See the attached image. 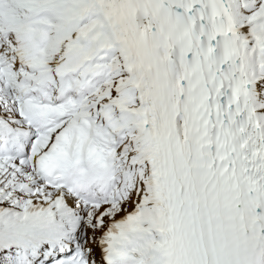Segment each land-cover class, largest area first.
Masks as SVG:
<instances>
[{
  "label": "snow or ice",
  "instance_id": "6c2138e0",
  "mask_svg": "<svg viewBox=\"0 0 264 264\" xmlns=\"http://www.w3.org/2000/svg\"><path fill=\"white\" fill-rule=\"evenodd\" d=\"M0 264H264V0H0Z\"/></svg>",
  "mask_w": 264,
  "mask_h": 264
},
{
  "label": "bare ground",
  "instance_id": "6f19581e",
  "mask_svg": "<svg viewBox=\"0 0 264 264\" xmlns=\"http://www.w3.org/2000/svg\"><path fill=\"white\" fill-rule=\"evenodd\" d=\"M43 244L44 242H40V241L37 242L38 247H43Z\"/></svg>",
  "mask_w": 264,
  "mask_h": 264
}]
</instances>
